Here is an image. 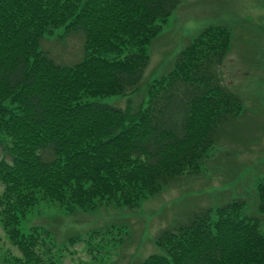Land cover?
<instances>
[{"label":"trees","instance_id":"trees-1","mask_svg":"<svg viewBox=\"0 0 264 264\" xmlns=\"http://www.w3.org/2000/svg\"><path fill=\"white\" fill-rule=\"evenodd\" d=\"M182 1L0 0V224L19 253L0 247V264H58L47 247L55 234L32 224L40 205L136 211L199 176L245 114L221 76L232 44L222 25L201 31L138 107L103 102L139 91L149 47ZM61 29L60 39L83 38L72 65L41 49ZM256 188L261 217L243 199L199 208L161 230L140 264H264V176Z\"/></svg>","mask_w":264,"mask_h":264},{"label":"rangeland","instance_id":"rangeland-1","mask_svg":"<svg viewBox=\"0 0 264 264\" xmlns=\"http://www.w3.org/2000/svg\"><path fill=\"white\" fill-rule=\"evenodd\" d=\"M212 25L232 31L220 71L223 83L244 99L245 114L221 136L199 176L185 177L136 211L102 208L67 215L57 206L40 205L32 224L55 234L47 247L58 264H140L157 251L154 240L161 230L199 208H218L234 199L247 202V215L261 217L256 187L264 176V0H183L149 47L151 60L139 91L103 102L138 107L151 82L169 74L177 55ZM62 32L47 36L41 49L59 64L72 65L83 56V38L73 33L60 39ZM230 128L239 131L240 141L228 134ZM4 157L0 145V161ZM2 192L0 183V196ZM262 220L264 232V216ZM71 236L79 239L69 243ZM0 247L19 256L1 224Z\"/></svg>","mask_w":264,"mask_h":264}]
</instances>
